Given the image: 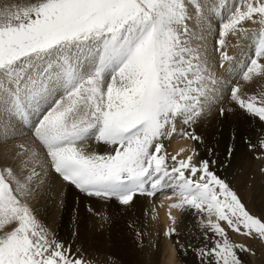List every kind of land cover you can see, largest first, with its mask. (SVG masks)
<instances>
[{
  "label": "snow or ice",
  "instance_id": "obj_1",
  "mask_svg": "<svg viewBox=\"0 0 264 264\" xmlns=\"http://www.w3.org/2000/svg\"><path fill=\"white\" fill-rule=\"evenodd\" d=\"M212 17L220 20V67L228 63L236 80L229 100L264 122V92L248 95L241 84L264 79V0H36L0 10V143L30 133L36 146L15 145L19 172L0 167V264H91L35 215L37 164L87 197L126 208L160 194L152 211L168 202L169 240L179 236L175 213L193 212L204 242L174 243L200 264L255 255L228 229L264 241V217L209 160L197 162L195 148L170 155L166 145L173 136L200 142L192 126L222 99L209 67ZM230 36L248 42L238 63L226 50ZM90 144L107 147L99 153Z\"/></svg>",
  "mask_w": 264,
  "mask_h": 264
},
{
  "label": "rangeland",
  "instance_id": "obj_2",
  "mask_svg": "<svg viewBox=\"0 0 264 264\" xmlns=\"http://www.w3.org/2000/svg\"><path fill=\"white\" fill-rule=\"evenodd\" d=\"M35 2H36V0H0V10H3V9L10 7V6L14 7V8H16V7L23 8V7L30 5L31 3H35ZM235 2H236V0H228L229 4H232ZM212 25H213V28L211 31L213 34H212V37L208 40V46H210V47H208V52L210 51L209 55H212V56L216 55V56H213L214 58L209 56V59H210L209 67H210L211 71L213 72V74L215 75V77L217 78V80L221 81V84L216 85V87L219 85H223V83L225 82L224 79H226V81H228V84H227V87L223 88V90H224L222 92V95L224 94L222 96L224 98V99H222L223 101L220 99V101H219L220 106L218 103H216L214 106L217 107V104H218V107L216 109L213 106V108L211 109V113L214 114V115H212L213 117L217 116L223 122L224 121L227 122L226 124L229 125V127L231 129L230 132L232 135L227 137L225 139L224 143H222L219 147L223 151V159L226 162V165L228 164L227 168H231L235 173L236 170H235L234 165L236 164L235 160L237 159L236 158V149H237L238 141H239V139H241L240 136L242 138H246L248 140V145H246L244 150L247 149V151H248V149H249V153H248L249 158L248 159H249V161L251 160L250 165H251V163L253 165V162H255L256 160L258 161L259 159H261V162L264 164V151H261L260 146H259V141L262 138H264V124H263L264 122H260V120L258 118L247 114L245 111H243V110L239 109L237 106H235L234 103L230 102L229 95H230L231 85L233 83H235L236 80L234 78H232L233 75L228 74L229 73L228 72L229 65H227L228 63L226 65L224 64L223 67H220L219 53L214 50V48H216V40L218 39V34H219V30H220V20L218 17H212L211 26ZM249 26H251V25H249ZM215 27H216V29L214 30ZM212 40H214V41H212ZM228 41H229V47L226 49L228 52V55L235 57L237 59L239 58V60L236 59V62H239L243 58L242 56L239 57V55H242L241 53H244L248 50L246 48L247 47L246 44L248 42L246 41V44H244L245 41L240 40L237 37H232V36H230L228 38ZM209 44H211V45H209ZM211 47L213 48V50ZM211 50L214 51L215 53L212 52ZM239 50H241L242 52ZM238 51H239V54H238ZM215 61H216V63L217 62L218 63L216 64ZM216 68H217L218 72H217ZM227 75H229V76H227ZM232 79H233V81H232ZM229 80H231V81H229ZM229 83H230V85H229ZM241 84H242L243 91L246 92L248 95H258L259 93L264 92V79L258 78L250 84L241 81ZM221 90H222V88H221ZM226 90L228 92H226ZM225 100L228 102H226ZM221 103L222 104L224 103V105H221ZM221 107H223L224 109L226 107L227 109H233V110L228 111L227 109H225L224 115H220V113L218 115L217 111H219ZM225 113H227V114H225ZM228 113H229V115H228ZM241 114L243 116L244 115L245 116L242 117ZM221 117H223L224 119ZM233 117H235V118H233ZM229 119H230V121H229ZM233 119H235V120H233ZM231 120H232V122H231ZM237 121H240L243 124H240V123L238 124ZM257 122H258V124H257ZM261 124H262V126H261ZM240 125L242 126V129H241ZM240 130H242V131H240ZM244 130L248 131V132H245ZM249 130H250V132H249ZM22 144H24L26 147L27 146L30 147L29 144H26V143H22ZM250 144L256 145V147L250 148ZM15 145H17V144H15ZM15 145L11 148V150L7 154H5V157L3 159L2 164L4 167H5V165L6 166L10 165L14 168V170L19 172V169L17 170V168L20 167V164L22 161L20 159L14 158V157H15V153L18 151H22V149L17 148ZM100 146H101V149H100ZM167 148H168V146H167ZM99 149H98V152L103 153L106 150V146L99 144ZM229 149H231L230 155H229ZM42 157H43V154L41 153V156L39 157V159ZM40 160H43V159H40ZM30 167H31V165H30ZM216 167H217L216 163H210L211 170L215 169ZM36 169H37V166H36ZM263 169H264V166H263ZM263 169L261 170V172L262 171L264 172ZM37 171L41 172V176H43L44 173L46 172V170H44V169L43 170L37 169ZM249 172L250 173H248V172L247 173L251 174L253 171L250 169ZM240 173H242V172H240ZM244 175H247V174H244ZM241 176L237 177V180H238V178H241ZM253 178H254V175L251 176V179H253ZM67 187H68V189H67L68 191L66 192L65 204H64L63 208L61 209L59 216L56 219L54 227L51 228V227L47 226L49 229L51 228L50 230L55 234V237L59 241L65 243L66 246L69 243H72L73 251H75V249L77 247H79L82 250V253H83L85 259L90 261L91 264H143L144 262H145V264H150V262H151V264H160L163 245L157 244L159 242H156V239H155L154 244L148 246V249H146L147 250L146 251L145 250V248H146L145 246L147 244L146 238L143 239L140 243L136 239L137 231L135 230V228H133V225H132V212L134 211L133 206L126 208L124 206H120L115 201L104 202V201L99 200L97 198L94 199V197H87L85 194L80 193L78 190H76L73 186L68 185ZM249 187H250V185H249ZM262 201H264V198L262 199ZM98 205H100V206H98ZM89 208L92 209L91 212L89 211ZM246 208H248L252 214L260 216V217H264V213L259 212L258 210H255L253 208H250L249 206H246ZM44 222H45V220H44ZM74 231L76 232L75 237H73ZM231 234L236 239H239V237H243V236H240L239 234L233 233L232 231H231ZM243 238H244L243 240L241 239L237 243H243L244 244V242H243L244 240L250 239L247 237H243ZM252 242L254 245H246V246L248 248H250L252 250V252L255 253V255H252L248 252H243V253H245L247 255V257L250 259V261L252 263L256 262L261 257L264 260V241H260L259 239H252ZM187 246L188 245H185V247H187ZM199 246H200L199 244L193 245V247H199ZM144 250H145V252H144ZM182 254H183L184 259L187 258V259H185L186 263L200 264V261H198L197 256L195 255L194 252L188 251L187 254H185L184 252H182ZM146 255L148 258L146 257ZM149 257H150V259H149ZM148 259H149V261H148Z\"/></svg>",
  "mask_w": 264,
  "mask_h": 264
},
{
  "label": "bare ground",
  "instance_id": "obj_3",
  "mask_svg": "<svg viewBox=\"0 0 264 264\" xmlns=\"http://www.w3.org/2000/svg\"><path fill=\"white\" fill-rule=\"evenodd\" d=\"M213 25L211 26V30L213 28ZM215 29H216V27L214 28V30ZM211 37H212V35L209 37V39ZM212 41H214V40H212ZM244 44H246V41L244 42ZM209 45H211V44H209ZM208 47H210V46H208ZM212 50H213V48H212ZM239 51H241V50H239ZM239 51H238V54H239ZM212 52H214V51H212ZM209 53H210V51L208 52V54ZM241 54L242 55H239V57L240 56L243 57V53H241ZM209 56L214 58L213 56H216V55H213V56L209 55ZM237 60H239V58ZM216 61H215V63H216ZM226 64L227 63H225V65ZM227 65H229V64H227ZM216 70H217V68H216ZM217 72H218V70H217ZM229 75H227V76H229ZM224 80H225V82L224 83L222 82L223 85L217 86V88L220 89L221 95H222V92L224 91L223 88L227 87V84H228V81H226V79H224ZM229 81H231V80H229ZM232 81H233V79H232ZM229 85H230V83H229ZM221 88H222V90H221ZM226 92H228V91L226 90ZM222 99H224V98L222 97ZM226 102H228V101H226ZM219 103L220 102H218V104ZM218 104H217V107H218ZM221 105H224V103L223 104L221 103ZM219 106H220V104H219ZM217 107H215V108L217 109ZM212 108H213V106L211 107V109ZM211 109L206 111L199 118V120L196 122V124L193 125V127L191 129L198 136L201 137V141L200 142H194L191 140H184V139L177 140L176 137L173 136L172 140L166 141V145L168 144L167 146H168L169 153L171 155H175L181 149L195 148L198 152V155L196 156L197 162L206 159V160H209L210 163H213V162L216 163L217 167L215 169H213L212 171H214L220 178L224 179L229 184V186L235 192H237L238 196L241 198V200L245 204V206H249L250 208H253L255 210H258L259 212L264 213V203H263L264 201H262V199L264 198V174H263L264 172L263 171L261 172L264 164L261 162V159H259L258 161L256 160L255 162H253V165H252V163L250 165L251 160L249 161V159H248L249 158V156H248L249 149H248V151H247V149L244 150L246 145H248V140L246 138H242L240 136L241 139H239L237 149H236V158H237L235 160L236 164L234 165L236 171L234 173V171L231 168H227L228 164L226 165V162L223 159V151L220 149L219 146L222 143H224V141L227 137L232 135L230 132L231 129H230L229 125L226 124L227 122H225V121L223 122L217 116L213 117L212 115H214V114L211 113ZM225 109H227V108L225 107ZM219 111H217L218 115L220 113ZM225 114H227V113H225ZM228 115H229V113H228ZM244 116L242 115V117H244ZM221 118H223V117H221ZM233 118H235V117H233ZM233 120H235V119H233ZM229 121H230V119H229ZM231 122H232V120H231ZM237 122H238V124L239 123L243 124L240 121H237ZM257 124H258V122H257ZM261 126H262V124H261ZM183 127L184 126L179 121H177V129L179 130ZM241 129H242V126H241ZM250 130H249V132H250ZM24 131L27 132V130H24ZM240 131H242V130H240ZM245 132H248V131H245ZM22 143L29 144L30 147H28V146L27 147L30 149L36 147L32 143V137H31L30 133L27 135L21 136L18 140L11 141L7 144L0 143V167H4L2 163H3V159L5 157V154H7L15 144H22ZM98 149H99V144H90L88 151L98 152ZM100 149H101V146H100ZM39 151H41V153H42V150H39ZM187 154H188L187 152L184 153L185 156ZM43 158L44 157H42L40 159H43ZM36 166H37V169H41L39 164H37ZM19 168H17V170ZM250 169L253 172L251 174H248V173H250L249 172ZM44 170H46L47 175L44 174L42 176L43 183L38 185L37 193L34 194L33 197L30 198V205L33 208L34 213L38 217V219L44 225L53 228L55 225L56 219L59 216L61 209L63 208V206L65 204V200H66L65 197H66V192L68 191L67 190L68 185L65 184V182H63L62 180H60L56 176L55 173L49 172L47 169H44ZM240 172H242L243 174ZM244 174H247V175H244ZM252 175H254L253 179H251ZM240 176H241V178H238V180H237V177H240ZM249 185H250V187H249ZM159 197H160V194H157V197L152 198V199L147 198V197H139L137 199V201L134 203V205H133L134 211L132 212V225H133V228H135V230L137 232L143 233V235H141V236L136 235V239L140 243L143 239L146 238L147 244H146V246L144 245L146 247L145 250L148 249V246L154 244L155 239H156V242H159L157 244L163 245L160 264H189V263H186L185 259H187V258L184 259L182 251L180 250L178 245H175L174 241H175V239H179L180 242L184 245H189V244L201 245L204 242V238H203V235H202L200 228L198 226V217L193 212H176L175 213V215L177 216L176 227H177L179 236L174 237L171 240L165 238L163 233H164V230L168 226V223H169L167 220V203L168 202H165L163 208H157L155 212L152 211L153 204L154 203L155 204L160 203ZM98 206H100V205H98ZM146 212H147V215L145 214ZM154 215L156 216V219H152V217ZM44 220H45V222H44ZM225 227H226V225H225ZM228 232H229L230 239H232L236 243L238 241H240L241 239L242 240L244 239L243 237H239V239H236L235 237H233L230 229H228ZM243 242L245 245H254L252 242V239L244 240ZM145 250H144V252H145ZM238 254L241 256L243 264H264V260L262 257L260 259H258L256 262L252 263L245 253H238ZM147 255H146V257H147ZM149 259H150V257H149ZM149 259H148V261H149ZM143 264H145V262ZM150 264H151V262H150Z\"/></svg>",
  "mask_w": 264,
  "mask_h": 264
}]
</instances>
